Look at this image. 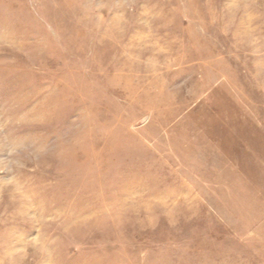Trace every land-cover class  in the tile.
Here are the masks:
<instances>
[{
	"label": "rangeland",
	"instance_id": "1",
	"mask_svg": "<svg viewBox=\"0 0 264 264\" xmlns=\"http://www.w3.org/2000/svg\"><path fill=\"white\" fill-rule=\"evenodd\" d=\"M0 264H264V0H0Z\"/></svg>",
	"mask_w": 264,
	"mask_h": 264
}]
</instances>
